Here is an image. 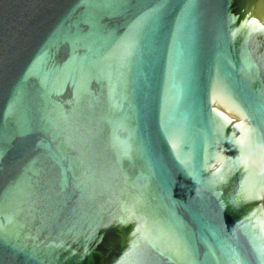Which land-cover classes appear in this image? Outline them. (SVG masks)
<instances>
[{
  "label": "water",
  "instance_id": "95a60500",
  "mask_svg": "<svg viewBox=\"0 0 264 264\" xmlns=\"http://www.w3.org/2000/svg\"><path fill=\"white\" fill-rule=\"evenodd\" d=\"M0 264H264V0H0Z\"/></svg>",
  "mask_w": 264,
  "mask_h": 264
}]
</instances>
